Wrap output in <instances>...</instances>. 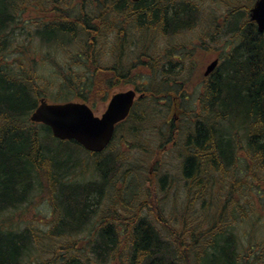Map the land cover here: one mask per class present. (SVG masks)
I'll return each mask as SVG.
<instances>
[{
  "label": "trees",
  "instance_id": "trees-1",
  "mask_svg": "<svg viewBox=\"0 0 264 264\" xmlns=\"http://www.w3.org/2000/svg\"><path fill=\"white\" fill-rule=\"evenodd\" d=\"M255 1L0 0V264H264L262 250L241 248L236 226L254 216L264 227V32L250 19ZM203 19L224 43L213 75L195 62L159 64L173 49L184 63L194 58L198 47L163 49L158 36ZM136 80L144 96L102 153L30 120L41 98L106 102ZM175 106L184 113L172 117ZM157 132L180 156L181 177L149 175L157 187L146 189L140 163L152 167L171 150H150ZM124 143L133 148H118ZM73 148L94 157L93 181L74 177L87 162L65 150ZM218 186L228 195L217 196ZM161 195L177 198L170 214ZM36 198L51 218L29 211Z\"/></svg>",
  "mask_w": 264,
  "mask_h": 264
},
{
  "label": "rangeland",
  "instance_id": "rangeland-1",
  "mask_svg": "<svg viewBox=\"0 0 264 264\" xmlns=\"http://www.w3.org/2000/svg\"><path fill=\"white\" fill-rule=\"evenodd\" d=\"M215 8L217 9V7H215ZM214 11H218V13H221L220 10H214ZM211 30L212 29H211V27H209V24H207V21L205 19H203V21L200 24H198V26L193 31H188V32L185 31L178 36H173V37H168V38L158 36V39H159L158 44L162 45V47H163V45L164 46L168 45L169 47L170 46L172 47V46L177 45V44L188 43L190 46H192V48L198 47L197 50H194V51H192V49L190 50L192 53H194V58L186 59L185 63H186V67L190 68L191 65L189 66V63L195 62L196 66L199 69V72L204 73L207 66L210 64V62L215 59L207 51V49L211 50V52H213L215 54L214 50L217 47L218 42L220 43V41H218V39L211 40ZM222 42H221V45L219 47L223 48L224 43H222ZM163 49H165V47H163ZM134 82L135 83H133V85H128L124 88H120V89L112 92L109 96V99L106 102H103V101L94 102V103H96L95 106L93 105L94 103L89 102V105L93 108L96 115L100 116L106 110V107L109 103V100L114 93H116L118 91L128 90V89H137V86L142 84L140 80H136ZM190 92H192V91H190ZM50 101L54 102V100H51V99H50ZM74 101L83 102L80 99H76ZM174 102H177V104H179L180 101L174 100ZM194 102L195 101H191L189 103H186V107L189 110L191 108H195L196 106L194 105ZM54 103H56V102H54ZM60 103H63V102H60ZM184 106L185 105H183V107ZM173 109H174V111L172 113V117H175L177 115L179 116V115H182L184 113L180 107L178 109L175 106ZM166 140H167V138L165 136H163L161 134V132L160 133L157 132L156 135H154L152 142L149 144V148H151L150 150H152V149L158 150L159 147L163 144L167 145L166 147L169 146L168 149H171V150L165 154L162 153L163 155H162L161 159H159L156 162L154 161V163H153L154 165L152 167H151L150 163H148V164H147V162L146 163L145 162L140 163L143 165H142L141 177L139 178L138 181H140L141 183L143 182V186L146 189L149 187H157V184H155L157 182H155L154 184L149 183V181H148L149 175H151V176L152 175H158L160 177L161 176L165 177V175H166L169 177L168 181H170L171 178H173V177L177 178V179H175L177 181L181 177V174H180V172H181L180 156L178 154H174L172 143L168 144V141H167V143L165 144ZM120 147L123 150H130L131 148H133L131 145H127L125 143L118 146V148H120ZM139 149H134V150L139 151ZM65 150L74 151L77 160H80L82 162H87L86 166H83V168L81 166V167H79V170L75 171L74 177H76L77 181H79V182H89L91 180L93 181L96 178V173L94 172L93 164L91 163V160H93L94 157L90 156L87 152H85L83 150H78L76 148L65 149ZM140 151H145V150L140 149ZM105 154H107V153L105 152ZM136 154H139V153H136ZM158 155L160 156L161 154L158 153ZM158 155H155V159L158 158L157 157ZM132 162H133L132 165L134 166L137 162V158L135 159V161H132ZM80 169H83V170L80 171ZM128 169H129V167H124L121 170V175H123V172H128ZM132 182H133L132 179L125 181V183L122 181L121 186L124 188H126V186H124V184H128V187L130 185L132 186ZM232 182H235V181H232ZM117 184H118V182H117ZM134 184H135V182H134ZM228 185H230V183H228ZM119 186H120V183H119ZM232 187H234V183H233ZM117 188H118V186L112 187L111 191L115 192V191H117ZM216 190L217 189L215 187L214 191H216ZM208 195L210 196V193H208ZM181 197L178 199V201L180 203L183 202V200L185 201V198L184 197L181 198ZM210 197L212 198L214 196H210ZM161 198H162L161 206L164 208L165 213L170 214V212H173V208L175 205L173 202H176L177 198H175L174 196H162ZM185 203H186V201H185ZM50 209L51 208L49 207L48 203L44 202L42 200V198H36L33 201V203L30 204L29 211L33 213V216L34 215L37 216L39 220H44V219L51 218ZM236 226H237V231H239L242 249H246L249 246H251V248L253 249V252H255V254H259L261 250H262V252H264L263 246H261L262 248L257 247V244L264 242V227H263L262 223H255V218H254V216H252L248 219V221H245V223L242 224L241 226L239 224ZM30 264H32V263H30Z\"/></svg>",
  "mask_w": 264,
  "mask_h": 264
},
{
  "label": "water",
  "instance_id": "water-1",
  "mask_svg": "<svg viewBox=\"0 0 264 264\" xmlns=\"http://www.w3.org/2000/svg\"><path fill=\"white\" fill-rule=\"evenodd\" d=\"M250 19L257 24L260 32H264V0H256L250 10ZM217 64L218 60L211 63L206 75L211 73ZM136 97L137 92L133 89L115 93L101 116L96 115L86 103H49L42 98L30 120L48 126L56 139L75 141L87 151L99 153L112 142L116 125L128 117ZM142 97L143 94L140 95V98Z\"/></svg>",
  "mask_w": 264,
  "mask_h": 264
},
{
  "label": "bare ground",
  "instance_id": "bare-ground-1",
  "mask_svg": "<svg viewBox=\"0 0 264 264\" xmlns=\"http://www.w3.org/2000/svg\"><path fill=\"white\" fill-rule=\"evenodd\" d=\"M220 25V24H219ZM218 30V29H217ZM212 33H213V36H214V32H212L211 31V36H212ZM167 37H173V36H167ZM219 38H221L220 37V34L218 33V35L216 36V38L215 39H218L219 40ZM211 40H214V38H212L211 37ZM176 50H181V49H176ZM175 49H173V52H172V54L169 56V57H167V58H165V57H161V56H159V64L161 63V59H165L168 63L167 64H169L170 65V67H172V68H179V67H185L186 66V63H184L183 61H182V59L180 58V56H177L176 54H174L175 53V51H176ZM189 50V48H187V50H185V52L186 53H188L187 51ZM219 64H220V61H219ZM188 69H190V68H188ZM188 69H186L185 70V76H187V80H186V82L188 81V82H192V78L194 77L193 75H191V73L189 72V71H187ZM192 76V78H191V76ZM203 76H206V77H208L209 75H206V72H204L203 73ZM187 82V83H188ZM144 95V94H143ZM194 98H196L197 100H198V98H199V94H193L192 95ZM193 97H191L190 99H189V101L188 102H191V101H194V100H196V99H194V100H192V98ZM187 99V100H188ZM200 100V99H199Z\"/></svg>",
  "mask_w": 264,
  "mask_h": 264
},
{
  "label": "flooded vegetation",
  "instance_id": "flooded-vegetation-1",
  "mask_svg": "<svg viewBox=\"0 0 264 264\" xmlns=\"http://www.w3.org/2000/svg\"><path fill=\"white\" fill-rule=\"evenodd\" d=\"M221 45V42L219 43L218 42V44H217V47L215 48V54L213 53V52H211V50H209V49H207V51L213 56V58H215L214 60H218L219 59V61H220V55L222 54V52H223V48L222 47H219ZM213 60V61H214ZM212 62V61H211ZM214 73V72H213ZM213 73H211L209 76H208V78L211 76V75H213ZM203 84H207V82H204ZM175 100H176V98H175ZM218 192L220 193V194H218L217 196H225V195H228V194H226V192H223V191H221L220 192V189H219V186H218Z\"/></svg>",
  "mask_w": 264,
  "mask_h": 264
}]
</instances>
